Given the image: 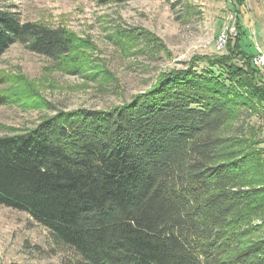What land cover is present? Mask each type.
Instances as JSON below:
<instances>
[{
  "label": "trees",
  "instance_id": "1",
  "mask_svg": "<svg viewBox=\"0 0 264 264\" xmlns=\"http://www.w3.org/2000/svg\"><path fill=\"white\" fill-rule=\"evenodd\" d=\"M11 8L0 6V57L15 43L53 62L75 50L64 27ZM234 54L194 55L129 100L0 134V204L47 230L59 264H264V160L252 128L235 126L257 113L248 97L264 104L263 64Z\"/></svg>",
  "mask_w": 264,
  "mask_h": 264
},
{
  "label": "rangeland",
  "instance_id": "2",
  "mask_svg": "<svg viewBox=\"0 0 264 264\" xmlns=\"http://www.w3.org/2000/svg\"><path fill=\"white\" fill-rule=\"evenodd\" d=\"M0 6H11L22 21L64 27L78 40L63 61L18 43L3 53L0 94L7 99L0 104V134L31 128L55 111L129 100L160 72L191 68L197 54L230 59L241 50L264 57V0H0ZM78 65L81 72H72ZM256 80L264 90V64ZM248 99L257 113L235 126L252 128L259 140L252 148L263 161L264 104ZM62 257L52 252L44 227L0 204V264H59Z\"/></svg>",
  "mask_w": 264,
  "mask_h": 264
},
{
  "label": "built area",
  "instance_id": "3",
  "mask_svg": "<svg viewBox=\"0 0 264 264\" xmlns=\"http://www.w3.org/2000/svg\"><path fill=\"white\" fill-rule=\"evenodd\" d=\"M254 61L257 64H264V57L263 56H257V57H255Z\"/></svg>",
  "mask_w": 264,
  "mask_h": 264
}]
</instances>
